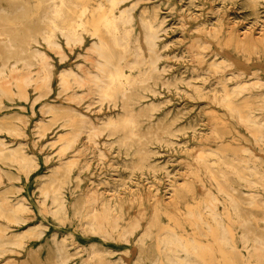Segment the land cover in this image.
Segmentation results:
<instances>
[{
    "label": "rangeland",
    "instance_id": "1",
    "mask_svg": "<svg viewBox=\"0 0 264 264\" xmlns=\"http://www.w3.org/2000/svg\"><path fill=\"white\" fill-rule=\"evenodd\" d=\"M189 1L118 0L121 48L47 46L50 0H0V264H264V0ZM99 39L127 76L105 97L66 76Z\"/></svg>",
    "mask_w": 264,
    "mask_h": 264
},
{
    "label": "bare ground",
    "instance_id": "2",
    "mask_svg": "<svg viewBox=\"0 0 264 264\" xmlns=\"http://www.w3.org/2000/svg\"><path fill=\"white\" fill-rule=\"evenodd\" d=\"M82 4L86 3L88 0H79ZM117 1L118 0H109V7L107 10H104L100 5L97 6V8L95 10H92L91 11V14H90V18H86L85 14H86V7L83 6V9L80 13V15L78 16L79 19L76 20L74 23H64L66 21V10L68 9V4H71L72 1L71 0H50V16H45L44 18L47 19L49 21V30L48 31H45L43 34H42V40L47 44V46H57L55 40H54V37H55V32H58L61 36H63L65 38V40L67 42H80L81 39H82V34L81 32H89L91 36L95 37L97 36L99 38V33L101 30H103V32L109 37L111 43L115 46V47H121V48H125L126 45H127V34L126 33H122L121 30H120V25L125 23V16L122 14V15H119V16H115V14H113V10L117 4ZM144 1V0H143ZM189 1V0H188ZM211 1V0H210ZM224 1V0H223ZM233 1V0H232ZM250 1V0H249ZM190 2V1H189ZM188 2V3H189ZM252 2V1H250ZM254 2V0H253ZM180 3V2H179ZM194 3V2H193ZM216 3V2H215ZM225 3V2H224ZM233 3V2H232ZM245 3V2H244ZM235 4V3H234ZM255 4V3H254ZM198 5V4H197ZM160 6V5H159ZM229 6V5H228ZM239 6V5H238ZM253 6V5H252ZM186 7V6H185ZM220 7H221V4H220ZM232 7V6H230ZM148 8V6H147ZM146 8V9H147ZM184 8V7H183ZM228 8V7H227ZM253 8H255L253 6ZM155 9V8H154ZM159 9V8H158ZM245 9V8H244ZM156 10V9H155ZM188 7H187V11H188ZM216 10V9H215ZM184 11V10H183ZM243 11V10H242ZM256 12V11H255ZM152 13V12H151ZM237 13V12H236ZM143 14V13H142ZM158 14V13H156ZM193 15V14H192ZM239 15V14H238ZM253 15V13H252ZM139 16V15H138ZM143 16V15H142ZM145 16V15H144ZM154 16V14H153ZM242 16V15H241ZM140 17V16H139ZM156 17H158L156 15ZM142 18V17H141ZM256 18V17H255ZM259 18V17H258ZM263 18V17H262ZM144 19V17H143ZM163 19V18H162ZM234 19V17H233ZM145 20V19H144ZM166 20V19H165ZM225 20V18H224ZM230 20V19H228ZM237 20V19H236ZM259 20V19H258ZM61 22L58 23V22ZM143 21V20H142ZM146 21V20H145ZM144 21V22H145ZM150 21V20H149ZM164 21V20H162ZM240 21V20H238ZM237 22V21H236ZM235 22V23H236ZM247 22V21H246ZM252 22V21H250ZM143 23V22H142ZM148 25H149V22L147 21ZM215 23V22H214ZM239 23V22H238ZM259 23V22H258ZM146 24V23H144ZM153 24V23H151ZM160 24V23H159ZM161 24H165V23H162ZM251 23H249L250 25ZM186 25V24H185ZM211 25V24H210ZM237 25V24H236ZM243 25V24H242ZM152 26V25H151ZM161 25H159V28H160ZM212 27V26H211ZM230 27V26H229ZM146 28V26H145ZM200 28V27H199ZM147 29V28H146ZM158 29V28H157ZM168 29V28H167ZM166 29V30H167ZM238 29V28H237ZM236 29V30H237ZM245 29V28H244ZM149 30V28H148ZM207 30V29H206ZM212 30V29H211ZM227 30V29H226ZM225 30V31H226ZM240 30V29H239ZM146 31V30H145ZM156 31V30H155ZM244 31V30H243ZM246 31V29H245ZM240 32V31H239ZM247 34V33H246ZM255 35V34H254ZM151 36V35H149ZM260 36V35H259ZM154 36H152L153 38ZM179 38V37H178ZM177 38V39H178ZM148 39V37H147ZM155 39V38H153ZM149 40V39H148ZM242 40V39H241ZM36 42V41H35ZM94 42V41H93ZM92 44H95L93 43ZM196 43V42H195ZM91 44V45H92ZM153 44V43H152ZM73 45V44H72ZM96 46V45H95ZM107 48H108V45L105 41H103L102 39H99V42L97 44V48H96V52L98 54L99 57H101V59H104V63L103 64H100V65H97L95 66L98 70V73L95 74V73H87L85 74L84 77L82 76H77L73 73H70L68 72V75L66 76H69L70 77V81L78 86H84V85H93L94 86V90L98 91L99 95L100 96H108L109 95V92L116 88L117 86H120V85H123L127 82V76L125 75L124 71L122 70V68H120L118 65L115 66V68L113 67V70L109 69V66L111 65V58L109 57V55L107 54ZM68 49V48H67ZM192 49V48H191ZM90 50V49H88ZM91 51V50H90ZM139 54V53H138ZM257 54V53H256ZM55 56V55H54ZM82 57V56H81ZM61 58V57H60ZM180 58V57H179ZM183 58V57H182ZM63 59V58H62ZM172 59V58H171ZM181 59V58H180ZM61 60V59H60ZM84 61V60H83ZM122 61V59L120 60ZM177 61V59H176ZM150 62V61H149ZM119 63V62H118ZM148 63V62H147ZM90 65V64H89ZM153 65V64H152ZM48 67V66H47ZM83 68V66H81ZM162 67V66H161ZM76 68V67H75ZM80 68V67H79ZM78 69V68H77ZM86 69V68H84ZM157 69V68H156ZM127 70V69H126ZM153 70V69H152ZM72 71V70H71ZM132 71V70H131ZM67 71H65L66 73ZM73 72V71H72ZM166 72V71H164ZM64 73V74H65ZM144 73V72H143ZM184 74V73H183ZM44 75V74H43ZM128 75V73H127ZM236 75V74H235ZM181 76V75H180ZM61 77V76H60ZM196 77V76H195ZM200 77V76H199ZM202 77V76H201ZM227 78V77H226ZM188 80V79H187ZM186 80V81H187ZM189 81V80H188ZM187 81V82H188ZM186 82V84H187ZM180 84V83H179ZM185 84V83H184ZM191 84V83H190ZM192 85V84H191ZM198 85V84H197ZM188 87V86H187ZM194 87V86H193ZM199 87V86H198ZM189 88V87H188ZM215 88V87H214ZM194 89V88H193ZM208 89V88H207ZM183 90V89H182ZM215 91V89L213 90V92ZM221 91V90H220ZM231 91V90H230ZM186 93V92H184ZM237 93V92H236ZM57 94V93H56ZM177 94V93H176ZM187 94V93H186ZM209 94V93H208ZM74 95V94H73ZM161 95V94H160ZM87 96V95H86ZM221 96V95H220ZM68 98V97H67ZM223 98V97H222ZM225 98V97H224ZM189 99V98H188ZM213 99V97H212ZM223 100V99H222ZM95 101V100H94ZM214 101V100H213ZM224 101V100H223ZM24 102V101H23ZM169 102V101H168ZM172 102V101H171ZM166 103V102H165ZM217 103V102H216ZM96 104V103H95ZM93 106V105H91ZM50 107V106H49ZM202 106H200L201 108ZM90 108V107H89ZM100 108V107H99ZM54 109V107H53ZM88 110V108H86ZM193 109V108H192ZM229 109V108H228ZM50 110V109H49ZM48 110V111H49ZM101 110V109H100ZM99 110V111H100ZM177 110V109H176ZM183 110V109H182ZM45 112V111H44ZM53 112V111H52ZM179 112V110H178ZM197 112V111H196ZM189 113V112H188ZM199 113V112H198ZM46 114V113H45ZM80 114V113H79ZM44 115V114H42ZM81 115V114H80ZM183 116V114H182ZM195 116V115H194ZM82 117V116H81ZM86 117V116H85ZM106 117V116H105ZM88 118V117H87ZM180 119V118H178ZM201 119V118H200ZM97 120V119H96ZM130 121V120H129ZM171 121V120H170ZM87 122V121H86ZM102 122V121H101ZM131 122V121H130ZM205 122V121H204ZM248 122V121H247ZM255 122V121H253ZM252 122V123H253ZM250 123V121H249ZM255 124V123H254ZM91 125V124H90ZM89 125V126H90ZM104 125V124H103ZM257 125V123H256ZM98 126V125H97ZM92 127V126H91ZM133 127V126H132ZM192 127V126H191ZM212 127V126H211ZM37 128V127H36ZM93 128V127H92ZM193 128V127H192ZM35 129V128H34ZM195 129V128H194ZM88 130V129H87ZM189 130V129H188ZM191 130V129H190ZM210 130V129H209ZM21 131V130H20ZM90 131V130H88ZM177 131V130H176ZM181 131V130H180ZM179 131V132H180ZM185 131V130H184ZM183 131V132H184ZM197 132V131H195ZM204 132V131H203ZM81 133V132H80ZM85 133V132H84ZM185 133V132H184ZM193 133V132H192ZM248 133V132H247ZM194 134V133H193ZM249 134V133H248ZM187 135V134H186ZM205 135V134H204ZM211 135V134H210ZM39 136V135H38ZM196 136V135H195ZM202 136V135H201ZM191 137V136H190ZM78 138V137H77ZM192 138V137H191ZM194 138V137H193ZM202 138V137H201ZM87 139V138H86ZM39 141V140H38ZM76 141V140H75ZM34 142V141H33ZM36 142V141H35ZM51 142V141H50ZM66 142V141H65ZM104 142V141H102ZM188 142V141H187ZM93 143V142H92ZM95 143V142H94ZM74 144V143H73ZM72 144V145H73ZM97 144V143H96ZM96 144H95V147H96ZM94 145V144H93ZM181 145V143H180ZM183 145V144H182ZM186 145V144H185ZM2 146V145H1ZM46 146V145H45ZM65 146V144H64ZM44 147V146H42ZM70 147V146H68ZM178 147V146H177ZM51 148V147H50ZM173 148V146H172ZM186 148V147H185ZM99 149V148H98ZM194 149V148H193ZM175 150V149H174ZM189 150V148H188ZM247 150V149H245ZM98 151V150H97ZM183 151V150H182ZM209 151V150H208ZM24 152V151H23ZM102 152V151H101ZM99 153L102 155V153ZM198 152V150L196 151V153ZM247 152V151H246ZM64 154V153H63ZM98 154V153H97ZM98 154V155H99ZM121 154V153H120ZM215 154V153H214ZM53 156V155H52ZM103 156V155H102ZM105 156V155H104ZM196 156V155H195ZM216 156V154H215ZM78 158V157H77ZM98 158V157H97ZM196 158V157H195ZM70 159V158H69ZM49 160V159H48ZM47 160V161H48ZM79 160V159H78ZM221 160V158H220ZM21 161V160H20ZM35 161V160H34ZM65 161V160H64ZM160 161V160H159ZM23 162V161H22ZM91 162V161H90ZM211 163V162H210ZM215 163V162H214ZM119 165V164H118ZM166 166V165H165ZM90 168V167H89ZM162 168V167H161ZM177 169V168H176ZM248 169V168H247ZM87 170V169H86ZM124 170V169H123ZM147 170V169H146ZM164 170V169H163ZM162 170V171H163ZM50 171V170H49ZM168 171V170H167ZM166 172V171H165ZM250 172V171H249ZM253 172V171H252ZM55 174V173H54ZM132 174V173H131ZM165 174V173H164ZM168 174V173H167ZM184 174V173H183ZM221 174V173H220ZM127 175V174H126ZM172 175V174H171ZM185 175V174H184ZM187 175V174H186ZM222 175V174H221ZM145 176V175H144ZM169 176V175H168ZM179 176V175H178ZM75 178V177H74ZM79 178V177H78ZM115 178V177H114ZM168 178V177H167ZM53 179V178H52ZM154 179V178H153ZM157 179V178H156ZM170 179V178H168ZM70 180V179H69ZM147 180V179H145ZM159 180V179H158ZM136 181V180H135ZM52 182H54V180H52ZM116 182V181H115ZM160 182V181H159ZM177 182V180H176ZM250 182V181H249ZM56 183V182H55ZM66 183V182H64ZM63 183V185H64ZM107 183V182H106ZM54 184V183H53ZM91 184V183H90ZM96 184V183H95ZM98 184V183H97ZM253 184V183H252ZM92 185V184H91ZM60 186V185H59ZM66 186V185H65ZM179 186V185H178ZM200 186V185H199ZM106 187V186H105ZM124 187V186H123ZM119 188V187H118ZM130 188V187H128ZM113 189V188H112ZM139 189V188H138ZM157 189V188H156ZM95 191V189H93ZM97 190V189H96ZM114 190V189H113ZM119 190V189H118ZM126 190V189H125ZM131 190V189H130ZM46 192V191H45ZM45 192H44V195H45ZM130 192V191H129ZM139 192V191H138ZM116 193V192H115ZM247 194V193H246ZM58 195V194H57ZM63 195V194H62ZM92 195V194H90ZM41 196V195H40ZM46 197V195H45ZM53 197V196H52ZM58 197V196H57ZM48 198V196H47ZM46 198V199H47ZM96 198V197H95ZM139 198V197H138ZM153 198V197H152ZM45 199V198H44ZM55 199V198H53ZM57 199V198H56ZM129 199V198H128ZM190 199V198H189ZM23 200V199H22ZM51 200V198H50ZM63 200V199H62ZM86 200V199H85ZM191 200V199H190ZM46 201V200H45ZM44 201V202H45ZM91 201V199H90ZM22 202V201H21ZM21 202H18L19 205L21 204ZM64 202V200H63ZM248 202V201H247ZM38 203V202H37ZM42 203V201L40 202ZM130 203V202H129ZM23 204V203H22ZM21 204V205H22ZM65 205V204H64ZM63 205V206H64ZM51 206V205H50ZM185 206V205H184ZM190 206V205H189ZM94 207V206H93ZM97 207V205H96ZM15 208V206L13 207ZM43 208V207H42ZM260 208V207H259ZM28 209V208H27ZM54 209V208H53ZM52 209V210H53ZM172 209V208H171ZM189 209V208H188ZM49 210V209H48ZM94 211V208L92 209ZM54 211V210H53ZM114 211V210H113ZM186 211V210H185ZM198 211V210H197ZM137 212V210H136ZM189 212V210H188ZM192 212V211H191ZM160 213V211H159ZM222 213V212H221ZM178 214V212H177ZM216 214V213H215ZM26 215V214H25ZM163 215V214H162ZM197 215V214H196ZM67 216V215H66ZM111 218V217H110ZM114 218L115 220V216L112 217ZM138 218V217H137ZM1 219V218H0ZM93 220V219H92ZM169 221V220H168ZM123 222V221H122ZM121 222V223H122ZM113 223H115L116 225V222L113 221ZM133 223V222H132ZM173 223V222H172ZM135 224V223H133ZM196 224V223H195ZM62 225V224H61ZM139 225V224H138ZM173 225V224H172ZM43 226V225H42ZM180 226V225H179ZM207 226V225H205ZM31 228V227H30ZM91 228V227H90ZM114 229V228H113ZM104 230V229H103ZM110 230V229H109ZM74 231V230H73ZM175 231V229H174ZM173 231V232H174ZM41 232V231H39ZM38 232V233H39ZM192 233V232H191ZM26 237V236H25ZM67 237V236H66ZM34 238V237H33ZM65 237H63L64 239ZM29 239V238H28ZM32 239V238H31ZM62 239V240H63ZM161 243H162V246L163 248L169 250L170 252H172L173 254H176L178 252V245H177V242H175V240L172 238V236L170 235H167V234H164L161 236ZM55 241H56V238H55ZM260 241V240H259ZM16 244V242H15ZM191 244V243H190ZM241 244V243H240ZM245 244V243H243ZM254 245V244H253ZM12 246V244H11ZM193 246V245H192ZM205 246V245H204ZM261 246V245H260ZM81 247V246H80ZM136 247V246H135ZM244 249V248H243ZM163 250V249H162ZM165 252V251H164ZM210 253V252H209ZM165 254V253H164ZM190 254V253H189ZM205 254V253H204ZM247 254V253H246ZM86 255V254H85ZM170 256V255H168ZM200 256V255H199ZM126 257V256H125ZM131 257V256H130ZM165 258V257H164ZM90 259V258H89ZM125 259V258H124ZM117 260V259H116ZM169 263H170V259H166ZM126 261V260H125ZM133 261V260H132ZM157 261V260H156ZM174 262V261H173ZM172 262V263H173ZM170 263V264H172ZM127 264V262H126ZM175 264V263H173ZM183 264V263H182ZM203 264V263H202Z\"/></svg>",
    "mask_w": 264,
    "mask_h": 264
}]
</instances>
